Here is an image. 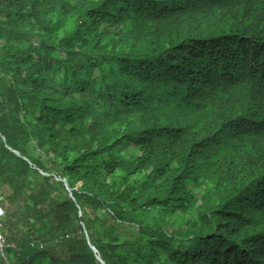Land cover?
Segmentation results:
<instances>
[{
  "label": "trees",
  "instance_id": "trees-1",
  "mask_svg": "<svg viewBox=\"0 0 264 264\" xmlns=\"http://www.w3.org/2000/svg\"><path fill=\"white\" fill-rule=\"evenodd\" d=\"M0 204V264H264V0H0Z\"/></svg>",
  "mask_w": 264,
  "mask_h": 264
},
{
  "label": "built area",
  "instance_id": "built-area-1",
  "mask_svg": "<svg viewBox=\"0 0 264 264\" xmlns=\"http://www.w3.org/2000/svg\"><path fill=\"white\" fill-rule=\"evenodd\" d=\"M5 217H6L5 207L2 204H0V250L2 252L4 251V247L6 244V238L4 237V234L2 232Z\"/></svg>",
  "mask_w": 264,
  "mask_h": 264
},
{
  "label": "water",
  "instance_id": "water-1",
  "mask_svg": "<svg viewBox=\"0 0 264 264\" xmlns=\"http://www.w3.org/2000/svg\"><path fill=\"white\" fill-rule=\"evenodd\" d=\"M15 151H16V150H15ZM16 153H18V151H16ZM57 179L62 180V181L64 182L66 188H67L68 190H70V187H69V185H68V181H67L65 178H64V179H61V178L57 177ZM90 244H91V242H90ZM91 248H92L93 251L96 253V257H97V259H98L102 264H106V262L104 261V259H102L101 255L98 253V249L96 248V246H94V245L91 244Z\"/></svg>",
  "mask_w": 264,
  "mask_h": 264
}]
</instances>
